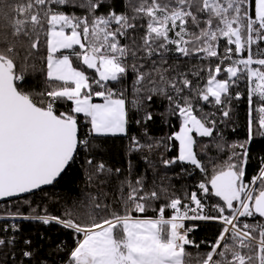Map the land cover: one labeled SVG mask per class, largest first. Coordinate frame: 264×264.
<instances>
[{
  "label": "snow or ice",
  "instance_id": "obj_1",
  "mask_svg": "<svg viewBox=\"0 0 264 264\" xmlns=\"http://www.w3.org/2000/svg\"><path fill=\"white\" fill-rule=\"evenodd\" d=\"M244 95L247 135L226 141L218 125L233 120L232 101ZM157 118L170 129L161 137L149 131ZM133 125L141 135L130 134ZM111 137L129 141L124 168L104 159ZM257 143L264 0H0L2 231L18 233L17 222L29 220L69 230L72 248L52 246L59 264H190L188 248L201 244L197 264H264ZM213 150L226 158L209 160V173ZM82 154L85 211L32 207L26 194L58 183ZM253 156L258 171L246 180ZM197 171L194 190L177 188ZM189 221L218 223L214 242L196 243ZM22 243L0 237V264H57L31 239Z\"/></svg>",
  "mask_w": 264,
  "mask_h": 264
},
{
  "label": "trees",
  "instance_id": "obj_2",
  "mask_svg": "<svg viewBox=\"0 0 264 264\" xmlns=\"http://www.w3.org/2000/svg\"><path fill=\"white\" fill-rule=\"evenodd\" d=\"M120 4L118 2L117 7ZM82 11V10H77ZM35 75L30 77L29 82L35 81ZM239 91L245 93L246 89L243 84H241ZM233 120L226 123L218 125V136L222 134L224 140L232 142H240L247 135V97L241 100H233ZM153 110L156 112L163 110V104L157 102L153 106ZM214 110V109H212ZM217 118L223 120L224 118L217 113ZM235 129V130H233ZM150 134L154 137L164 136L170 129L159 122V118L155 122L149 123ZM131 135H141V130L138 126L133 125L130 129ZM205 141L208 138H201ZM129 143L126 137H111L107 138V143L105 144V154L104 159H106L109 164L116 167H126V156L125 147ZM264 148V143H257L255 145L254 151H259ZM169 153V155H173ZM222 158H226V153H221L217 155L215 151L209 152L208 158H206V163H208L209 173L212 171L211 161H219ZM134 162L138 165V170L144 168V163L133 157ZM83 154L78 158L77 162L73 164L59 179L58 183L52 185L47 189L38 191L36 193L27 195L32 202V207L37 208V210L43 214L44 209H47L48 214L51 215H63L66 208L76 207L77 211L83 213L85 208L80 204L81 201L87 202V193L91 190L85 183L86 173L83 166ZM258 171V165L255 156H253L252 161L247 167V174L245 179L250 180L253 175ZM202 178V174L198 171L192 176H186L182 181L177 182V188H186L188 191L194 190L196 181ZM11 203V202H10ZM21 210L27 214L28 206L20 205ZM4 208V203H0V211ZM8 223H12L9 221ZM18 233L3 232L2 229L5 226V221H0V237H9L10 235H15L17 237L18 247H24L23 240L31 239L34 245L41 252V258L47 257L49 261L55 259L57 264H59V256H54L52 254V246L57 244L66 245L69 249L74 246L73 234L60 225L55 223L44 225L39 221H19ZM198 227L192 233L191 238L195 240L196 243L201 241H206L208 244L214 242L217 234L220 230V225L216 222H199L196 223ZM188 251L192 253L190 264H197V253H199V259H203V253L207 251L206 244H201L200 249L189 247Z\"/></svg>",
  "mask_w": 264,
  "mask_h": 264
},
{
  "label": "built area",
  "instance_id": "obj_3",
  "mask_svg": "<svg viewBox=\"0 0 264 264\" xmlns=\"http://www.w3.org/2000/svg\"><path fill=\"white\" fill-rule=\"evenodd\" d=\"M199 222H213V221H189V222H186V223L187 224H196V223H199ZM192 233L190 234V236H192Z\"/></svg>",
  "mask_w": 264,
  "mask_h": 264
},
{
  "label": "water",
  "instance_id": "obj_4",
  "mask_svg": "<svg viewBox=\"0 0 264 264\" xmlns=\"http://www.w3.org/2000/svg\"><path fill=\"white\" fill-rule=\"evenodd\" d=\"M52 185H50V186H45L43 189H47V188H49V187H51ZM38 191H41V190H37L36 192H38ZM36 192H34V193H36ZM33 194V193H32ZM26 195H30V194H26ZM0 203H4V202H2V201H0Z\"/></svg>",
  "mask_w": 264,
  "mask_h": 264
}]
</instances>
